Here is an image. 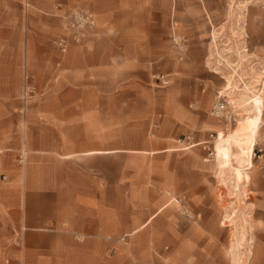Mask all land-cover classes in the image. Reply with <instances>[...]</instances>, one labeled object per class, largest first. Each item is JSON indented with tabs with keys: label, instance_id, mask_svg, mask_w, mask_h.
<instances>
[{
	"label": "crops",
	"instance_id": "obj_1",
	"mask_svg": "<svg viewBox=\"0 0 264 264\" xmlns=\"http://www.w3.org/2000/svg\"><path fill=\"white\" fill-rule=\"evenodd\" d=\"M110 1L0 0V264H229L230 199L261 264L264 161L231 180L204 155L230 130L210 114L222 75L209 43L175 45V1L163 23L117 17ZM74 8L96 20L81 41ZM262 9L229 0L205 18L233 22L221 47L242 69L263 66Z\"/></svg>",
	"mask_w": 264,
	"mask_h": 264
},
{
	"label": "rangeland",
	"instance_id": "obj_2",
	"mask_svg": "<svg viewBox=\"0 0 264 264\" xmlns=\"http://www.w3.org/2000/svg\"><path fill=\"white\" fill-rule=\"evenodd\" d=\"M171 1L176 2L174 6L176 8V19H180L182 24H185L184 30L181 31L185 35L176 34L174 38L175 45L182 50L185 45L184 43L189 41V36L186 35L191 36V34L193 35L191 36L193 43L197 41H200L201 44L209 43L210 53L206 65L213 70H216L215 67H219L220 72L218 74L222 75V80L220 81L221 87L216 91L213 105L216 101L217 92L222 91L229 105L226 115L223 118H217L228 121L230 130L227 133L223 131L214 132L210 137L212 143H209V145L211 147L205 150L204 155L207 159L212 158L214 160V173L219 176H227L232 180L235 178L236 171L234 168L238 167L237 163L242 162L245 167H251L249 163L253 158L254 168L256 161H264V101L261 98V95L264 96V63L261 68L242 69L240 62L243 58H237V55H235L237 49L233 51L234 53L231 54L230 58H227L226 51L224 53L221 47L222 40L226 41L221 37V34L226 33L224 31L232 27L233 22H227V25L223 26L225 22L219 20L210 22L208 21L210 17H208L206 20L209 23H206L205 18L210 13L211 8L220 16L222 14V5H226L229 0H111L110 8L117 17L127 13L128 19L139 20L142 18L141 15L145 14L148 15L149 19L163 23L165 15L169 12L168 2ZM237 1L232 0L234 3ZM257 1L264 4V0ZM231 6L232 12L235 4H231ZM78 11L85 13L89 17L87 24L81 27L78 24L81 19L75 15V12ZM262 12H264L263 9ZM194 19L196 20L194 28L188 27ZM95 24V17L88 9L74 8L68 14L67 26L75 41H81L84 35L89 33ZM183 25L181 26L183 27ZM259 28L261 32H264V15L262 16ZM176 32H178L177 28ZM231 34L235 35L237 33L231 32ZM61 43L64 42L62 41ZM188 43L190 44L191 40ZM236 59H238L239 63ZM246 76L248 79L244 80ZM240 80L245 81L243 91H239L237 86ZM230 87L232 88L230 89ZM260 100L262 102H259ZM257 106L258 109H261L260 112H258ZM262 109L263 115L262 118H259L260 116L258 117V115L262 113ZM232 114L234 118H229V115ZM255 145L256 147L254 148ZM226 160L230 164L229 167H223L226 164ZM223 161L224 163H222ZM234 161L236 162L235 165L233 164ZM261 168H264V166H261ZM235 199H239V202H242V198L239 196ZM231 200L230 204H228L229 211L224 217V220L226 219V222L231 224V227H229L230 238L228 246H224L223 250L229 254V264H252L253 262L249 260L248 254L245 252V248L248 246V238L252 232V222L248 218V212L238 214V208L236 207V205L238 206V202L233 204ZM243 201L245 200L243 199ZM227 218H229L228 221ZM232 256L235 257L234 262ZM217 263L225 264V262ZM261 264H264V261H261Z\"/></svg>",
	"mask_w": 264,
	"mask_h": 264
},
{
	"label": "built area",
	"instance_id": "obj_3",
	"mask_svg": "<svg viewBox=\"0 0 264 264\" xmlns=\"http://www.w3.org/2000/svg\"><path fill=\"white\" fill-rule=\"evenodd\" d=\"M76 17L80 18L79 27L87 24L89 17L82 12H75ZM225 95L222 94V91H218L216 95V101L213 105L211 114L216 117L223 118L226 115V111L228 109L229 102L225 99ZM229 118H234V115H229Z\"/></svg>",
	"mask_w": 264,
	"mask_h": 264
},
{
	"label": "bare ground",
	"instance_id": "obj_4",
	"mask_svg": "<svg viewBox=\"0 0 264 264\" xmlns=\"http://www.w3.org/2000/svg\"><path fill=\"white\" fill-rule=\"evenodd\" d=\"M227 87H228V86H227ZM227 87H226V88H227ZM228 88H229V87H228ZM261 98H262V101H264V96L261 95ZM262 101L260 100L259 102H262ZM262 104H263V103H262ZM257 110H258V112L261 111L260 108L258 109V106H257ZM258 112H257V113H258ZM255 117H256V116H255ZM250 118H251V117H250ZM251 120H253V119H251ZM252 124H253V123H252ZM250 126H251V125H250ZM250 128H251V127H250ZM245 138H246V137H245ZM247 138H250V137H247ZM252 138H253V137H252ZM252 138H251V139H252ZM243 142H244V141H243Z\"/></svg>",
	"mask_w": 264,
	"mask_h": 264
}]
</instances>
